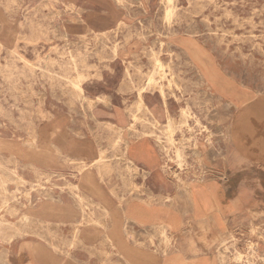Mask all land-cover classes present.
I'll use <instances>...</instances> for the list:
<instances>
[{"label": "rangeland", "instance_id": "1", "mask_svg": "<svg viewBox=\"0 0 264 264\" xmlns=\"http://www.w3.org/2000/svg\"><path fill=\"white\" fill-rule=\"evenodd\" d=\"M0 264H264V0H0Z\"/></svg>", "mask_w": 264, "mask_h": 264}, {"label": "bare ground", "instance_id": "2", "mask_svg": "<svg viewBox=\"0 0 264 264\" xmlns=\"http://www.w3.org/2000/svg\"><path fill=\"white\" fill-rule=\"evenodd\" d=\"M156 63H157L158 67H159L160 70H161V71H160L161 74H163L164 72H163L162 68H164V67H163V63L161 62V59L158 58ZM203 75H204V74H203ZM204 79H205V78H204ZM161 90H162L163 97H165V96H164L165 94H164V91H163V87L161 88ZM219 95H220V94H219ZM221 96H222V95H221ZM170 128H171V127H170ZM189 128L192 129V127H191L190 125H189ZM172 130H173V129H172ZM170 132H173V131H170ZM170 134H171V133H170ZM170 139L173 140L172 136H170ZM15 148H16V147H15ZM107 239H108V238H107Z\"/></svg>", "mask_w": 264, "mask_h": 264}, {"label": "crops", "instance_id": "3", "mask_svg": "<svg viewBox=\"0 0 264 264\" xmlns=\"http://www.w3.org/2000/svg\"><path fill=\"white\" fill-rule=\"evenodd\" d=\"M191 130V129H190ZM133 156L135 157V158H138V155L134 152L133 153ZM180 178V177H179ZM177 187H178V185H177Z\"/></svg>", "mask_w": 264, "mask_h": 264}]
</instances>
